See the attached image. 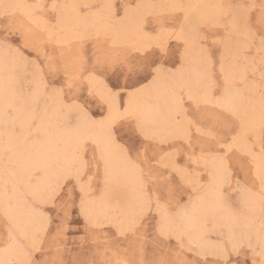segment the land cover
Segmentation results:
<instances>
[{"label":"snow or ice","instance_id":"snow-or-ice-1","mask_svg":"<svg viewBox=\"0 0 264 264\" xmlns=\"http://www.w3.org/2000/svg\"><path fill=\"white\" fill-rule=\"evenodd\" d=\"M41 6L26 0H0V22H7L18 9H23L29 22L9 24L5 35L12 37L14 44L0 39V211L14 225L0 247V264H33L29 247L38 251L40 234L60 223L55 216L58 205L63 207L65 219L70 213L71 224L85 219L95 223L99 209L109 207L112 189L121 183L134 189L135 199L126 211L117 210L114 218L125 231L134 230L143 211L152 205L144 192L143 170L132 159L142 143H187L193 130L189 108L196 109L200 103L217 102L240 111L235 85L242 68L230 42L225 41L224 50L215 59L211 51L199 50L193 60V29L185 32L181 28L174 35L182 42L183 54L176 39L169 40L165 34L161 38L169 52L162 61L158 49L152 55V45L140 40L137 50L145 49L143 70L123 82L121 74L108 72L113 65L124 63L125 56L115 45L100 44L97 35L113 33L116 28L107 0L90 20L74 15L77 9L89 7L76 0H55L52 8L58 12L50 19L37 13ZM200 7L201 0H139L130 12L122 5L119 15L139 18L151 9L183 22ZM210 7L215 9V18L233 12V5L224 0ZM257 7L256 0H250L235 11L250 17ZM259 7L264 10V0ZM213 22L210 18L209 23ZM49 45L59 55L40 60ZM258 51L264 64V41ZM105 76L107 87L102 79ZM82 81L103 98V105L89 100L88 88L80 90L79 96L75 94ZM217 89L222 92L219 97L213 95ZM145 97H154L156 102L145 103ZM253 120L264 129V87ZM239 126L237 122V129ZM6 127L13 129L11 139ZM243 146L241 136L233 131L227 139L209 145L200 158L213 163L216 181H220L226 174L227 158ZM162 158L174 165L177 155L168 149ZM260 160L253 179L260 181L261 191L250 195L249 205L262 210L256 234L264 255V152ZM38 175L45 179L33 182ZM28 200L30 215L24 226L20 206ZM205 212L224 215L213 197L206 205L184 210L180 222L165 215L162 228L173 231L194 225ZM255 222L253 218L250 224ZM22 239L29 241V247ZM230 247L232 256L221 249L218 255L205 259L212 264H238L232 258L239 254L238 241L234 239Z\"/></svg>","mask_w":264,"mask_h":264},{"label":"rangeland","instance_id":"rangeland-1","mask_svg":"<svg viewBox=\"0 0 264 264\" xmlns=\"http://www.w3.org/2000/svg\"><path fill=\"white\" fill-rule=\"evenodd\" d=\"M27 1L36 4L35 0ZM54 2L55 0H41L39 4L42 6L37 8V13L50 19L53 14L58 12L52 8ZM76 2L80 5L89 6L85 11L76 10L79 17H88L93 12L99 11V6L104 5L106 0H84V2L83 0H76ZM107 2H111L114 13L110 19L117 28L120 22L126 20V16L119 15L121 6L123 5L124 9L129 12L139 0H107ZM217 2L220 0L201 2L199 10H203V18L191 14L188 19L181 22L157 10L147 9L138 20L144 19L142 25L149 36V40L146 42L152 45L151 54L156 55L158 49L162 61L167 59L169 52L167 42L161 38L165 34L169 40L176 39L177 46L183 54L182 42L174 35L179 33L181 28L185 32L190 28L193 29V60L196 59L199 50L211 51L215 59L216 55L224 50L225 41L230 42L242 68L235 90L241 92L243 101L249 106L251 102L260 99V89L264 87V64L261 60L262 54L258 51L261 41H264V10L259 7L261 0H256L258 7L250 14V17H242L235 11L240 5L247 4L250 0H224V2L233 5V12L220 18H215V9L210 7ZM23 14L20 9L14 10V14L9 17L7 22H0V39H7L9 43H15L12 37L5 34L8 32L9 24L28 25L29 22ZM210 18L214 19L213 23H209ZM116 28L114 34L98 33L97 35L100 36V44L115 45L125 56V62L113 65L108 74L114 71L121 74L123 82H128L130 78L134 79L137 73L143 70L145 49L136 50L137 48H134L140 41L137 35L129 34V37L127 36L129 40L124 41L116 39ZM33 32L39 34L37 29H33ZM58 55L57 49L49 45L46 52L40 56V60H43L45 56L57 57ZM216 78L219 80V72L216 73ZM102 79H104L105 87H107L106 76ZM85 88H88L90 101L97 105H103V98L88 87L87 81L81 82L75 94L79 96L80 90ZM213 95L219 97L222 92L217 89ZM216 103H200L196 109L189 108L192 113L190 119L193 130L187 143L184 140H177L174 141L175 143L161 144L157 140H149L142 143L137 153L132 156V159L143 170L145 177L144 192L152 201V205L141 214L139 223L134 230L125 231L118 222H115L114 216L119 210L117 207L114 208L115 211L111 209V212L109 211L105 217L98 218L95 222L96 225L87 219L81 224L69 223L72 218L70 213L65 219L63 207L58 205L55 216L60 218V223L55 229L50 231L46 229L40 234L41 246L38 251L29 247L28 240H21L26 247H29L33 264H120L122 261V264H212L210 260L205 258L218 255L221 252L220 245L222 246L221 249H227L228 255L232 256L230 245L234 239L238 241L237 252L239 254L232 258L237 260L238 264H264V256L261 255V243L256 232L250 229L238 230V226H235V230L231 234L223 225V227H216L210 215L204 218L203 224L206 223V225H203V230L205 229L204 234L208 235L205 236L206 240L214 243L211 247L213 250L210 246L204 245L201 248L197 243L189 241L188 236L182 234L178 227L173 231L162 230V216L165 213L176 216L181 212V208L182 210L187 209L208 185L210 180L209 166L207 162H204L205 159L200 158V153L206 150L209 145L215 144L217 140L227 139V136L233 131L239 135V128L236 127L239 117L224 106L218 103L216 105ZM241 137L244 146L227 158V166L230 170L227 177L231 181L226 178L224 182L226 185L223 184L224 187L222 186V192L225 193L222 195H224L223 198L226 197L224 200L225 204L227 203L225 206L227 208H224L225 211L229 209L228 211L237 213L233 214L238 217H241L244 212V199L249 198L253 192L259 193L261 191L260 181L253 179L255 176L252 173L248 158L250 154L246 151L253 149V154L257 156L264 152V129L259 125L257 130L255 128L242 134ZM157 144H160L162 149L159 150ZM168 149H172L174 155H177L174 165L168 164L162 158L163 153ZM226 181H228L229 186ZM92 187L94 190L95 184ZM196 195L197 197H195ZM116 197L114 198L116 199ZM27 202L31 204V200ZM227 205L232 206V208ZM258 208L257 205V211ZM261 215L262 210L259 208V217ZM10 229L7 216L3 211H0V247L4 246ZM120 229L123 230L122 233ZM215 244L219 246L216 245L215 247ZM115 257L116 259H114Z\"/></svg>","mask_w":264,"mask_h":264},{"label":"bare ground","instance_id":"bare-ground-1","mask_svg":"<svg viewBox=\"0 0 264 264\" xmlns=\"http://www.w3.org/2000/svg\"><path fill=\"white\" fill-rule=\"evenodd\" d=\"M33 1V0H32ZM36 1V4H39L41 2V0H35ZM204 1V0H201V2ZM26 2L28 3V1L26 0ZM82 2V1H81ZM84 2V0H83ZM89 2V1H88ZM109 3V2H108ZM111 4V2H110ZM208 6V5H207ZM209 8V7H208ZM206 9V8H205ZM19 10V9H18ZM22 12H23V9H20ZM56 11V10H55ZM110 13H111V17H112V13H114V10L113 8L111 7L110 8ZM128 11V10H126ZM203 11V10H202ZM201 10L197 9L196 11H194L192 14L194 15H198L199 18H203L204 17V14ZM213 11V10H212ZM99 11H96V12H93L92 14H90L88 17H79L77 15V12L75 11L74 15H76L77 17H79L81 20H90L91 18H93L95 15H97ZM130 12V11H129ZM157 12V11H156ZM208 12V11H207ZM24 13V12H23ZM24 15V14H23ZM208 16V14H207ZM110 17V18H111ZM196 17V16H195ZM141 18V17H140ZM111 20V19H110ZM201 20V19H199ZM142 21H144V19H141V20H138V18L136 17H128L126 16V20L123 21V22H120L118 25H117V28H116V39H120L122 41L124 40H129V34L131 35H137L139 37L140 40H143V41H147L149 40V36L148 34L144 31V28H143V25H142ZM161 21V20H160ZM178 25V24H177ZM170 31V30H169ZM180 32V31H179ZM160 33V32H159ZM114 34V33H113ZM114 35V36H115ZM157 35V34H155ZM160 35V34H159ZM128 36V37H127ZM113 37V36H112ZM133 38V37H132ZM136 38V37H135ZM138 39V40H139ZM117 40V41H118ZM130 40H131V37H130ZM120 42V41H119ZM125 43V42H124ZM127 43V42H126ZM129 43V42H128ZM119 44V43H118ZM123 46V45H122ZM134 48H137V44L135 45ZM135 50V49H134ZM137 50V49H136ZM192 58H193V54H192ZM241 74V73H240ZM88 83V82H87ZM238 93V97H239V102H240V111H237V112H234L230 109H228L227 107H225L227 110L231 111L232 113H234L235 115H237L239 117V123H240V126H239V136H241L242 134H245L246 132H249L253 129L256 128L257 130V127H259L260 123L259 121L257 120H253V116L258 114L259 112V104H260V99L256 100V101H253L251 102V104L248 106L245 101H243L242 99V96H241V92L239 91H236ZM144 102L145 103H155L156 100L154 97H145L144 98ZM211 104V102H209ZM219 104V103H218ZM217 105V103H216ZM221 105V104H219ZM222 106V105H221ZM5 132H6V135L8 136L9 139L12 138L13 136V129L9 127V129H5ZM255 133V132H254ZM251 135V134H250ZM242 138V137H241ZM250 138V137H249ZM252 139V138H251ZM249 142V141H248ZM175 143V142H174ZM244 143V142H243ZM165 144H169V143H165ZM158 145V149H162V146L160 144H157ZM250 145V143H249ZM248 145V146H249ZM166 146V145H165ZM247 146V145H245ZM249 153V162L251 164V170H252V173L254 174V176L257 175V171L259 169V167L261 166V160H260V155H254L253 154V149L252 151H249L247 150L246 153ZM254 155V156H253ZM197 159V158H196ZM204 160V159H203ZM204 162H207L208 163V166H209V174H210V180L208 182V185L206 187V189H204L202 191V193L198 196V198L192 203L190 204V207H188L187 209H191V208H195V207H198L200 206L202 203L203 204H208L209 201L214 197L216 202L218 203V205L224 210V215L221 216V215H216V214H213L211 212H205L203 215L199 216L198 219H197V222L194 224V225H191V226H179V231H181L182 234L184 235H187L188 236V240L194 242V243H197V245H199V247H204V245L206 247H209L210 248L212 247V245L214 243H210L209 241L206 240V237L205 236H208L205 233V229L203 230V225H206V223L203 224L204 222V218L207 217V215H210V218L212 219V222L213 224L219 228V226L223 227L225 226L228 230V232H230L231 234H233L234 230H235V226H238V230L240 229H245V230H248L250 229L251 231L253 232H258L259 231V226L257 225V222H258V217H259V208H258V211H257V206H250L249 205V198H245L244 199V212L242 214L241 217H238L237 215L235 216L233 213L235 212H230L228 211L229 209H227V211H225V209L227 207L226 204H225V198H223L224 195H222V186L226 180V178L228 179L227 177V174H229L230 170L228 169V166L226 165V174L225 176L220 180V181H216V177H215V173H214V167H213V163L210 161V160H204ZM144 174V173H143ZM148 175V174H147ZM231 177V176H230ZM232 178V177H231ZM45 179L44 176L42 175H38L34 178V181L35 183H39L41 181H43ZM230 180V179H228ZM233 180V179H232ZM231 181V180H230ZM228 183V181H226ZM234 183V182H233ZM144 185H145V182H144ZM211 185H215L214 189L211 188L210 186ZM226 185V184H224ZM228 186H229V183H228ZM227 186V187H228ZM232 186V185H231ZM235 187V185H233ZM261 186V185H260ZM259 186V187H260ZM224 187V186H223ZM227 189V188H226ZM233 191V189H231ZM230 190V191H231ZM260 190V189H259ZM244 192V191H243ZM248 192V191H247ZM246 192V194H247ZM253 192V191H252ZM112 193H113V196L110 200V205L109 207L107 208H101L99 209V218L100 217H105L108 212L110 211L111 212V209H114L115 207H117L120 211H126L134 202V199H135V196H134V189L129 186L128 184L126 183H121V184H118L116 185L113 189H112ZM227 193H229L227 191ZM231 193V192H230ZM254 193V192H253ZM148 194V193H147ZM225 194V193H223ZM103 195V192L100 196ZM198 195V194H197ZM197 195L195 197H197ZM228 195V194H226ZM115 196L116 199L114 198ZM147 196V195H146ZM240 196V195H239ZM239 196H238V199H239ZM243 196V195H242ZM249 196V195H248ZM229 197V196H227ZM241 197V196H240ZM244 197V196H243ZM247 197V196H246ZM193 199V198H192ZM231 199V198H230ZM229 202H231L230 200H227ZM232 203V202H231ZM242 203V202H241ZM30 202H24L21 204L20 206V213H21V222L24 226L27 225L28 223V217L30 215ZM230 205V203H229ZM227 205V206H229ZM234 206V205H233ZM232 208V206H229V208ZM185 208V207H183ZM225 208V209H224ZM235 209V208H234ZM165 210V209H164ZM181 212H179L176 216H173L172 215H169L167 213H165L163 216H162V223H163V220L165 218V215H167V217L173 219V220H177L178 222H180V214L184 211L182 210V208L180 209ZM179 210V211H180ZM186 210V209H185ZM115 211V209L113 210ZM233 211V210H232ZM237 211V210H235ZM160 212V211H159ZM178 212V211H177ZM177 212H174V213H177ZM170 213V212H169ZM5 214V213H4ZM237 214V213H235ZM240 214V213H239ZM6 215V214H5ZM160 217V216H159ZM8 218V217H7ZM113 218V217H112ZM253 218H256V222L255 223H252L250 224V221L253 220ZM109 219V218H108ZM106 219V220H108ZM208 219V218H207ZM9 222H10V228L12 229L14 227L12 221L8 218ZM100 220V219H99ZM102 220V218H101ZM105 220V219H104ZM110 220V219H109ZM113 220V219H112ZM115 221V220H114ZM117 222V220L115 221ZM161 223V224H162ZM96 224V223H95ZM97 225V224H96ZM214 225H212L214 227ZM223 225V226H222ZM212 227V229H213ZM120 228V227H119ZM206 228V227H205ZM10 229V230H11ZM121 230V229H120ZM163 230V229H162ZM123 230H121V233H122ZM166 234V233H165ZM233 237V235H230ZM236 236V235H235ZM258 238V237H257ZM231 239V238H230ZM258 240V239H257ZM232 242V241H231ZM217 244H215V247H216ZM219 246V245H217ZM219 247L222 248V246L220 245ZM199 248V249H201ZM220 248V250H221ZM212 249V248H211ZM211 249H209L210 251H212ZM231 249V248H230ZM262 249V248H261ZM215 250V249H214ZM217 251V250H216ZM212 253H214L212 251ZM120 255V254H119ZM264 256V255H263ZM121 257V256H120ZM183 257V256H182ZM123 258V257H122ZM116 259V257L114 258ZM120 261V260H118ZM123 262V261H122ZM122 262L120 264H122ZM174 262V261H173ZM183 262V261H182ZM115 263V262H114ZM179 264V263H178Z\"/></svg>","mask_w":264,"mask_h":264}]
</instances>
